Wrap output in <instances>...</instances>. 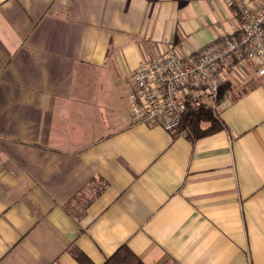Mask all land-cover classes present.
I'll return each instance as SVG.
<instances>
[{"label":"crops","instance_id":"1","mask_svg":"<svg viewBox=\"0 0 264 264\" xmlns=\"http://www.w3.org/2000/svg\"><path fill=\"white\" fill-rule=\"evenodd\" d=\"M226 0H0V264H264V74L228 68L222 128L134 124L131 77L238 34ZM203 124V128H208Z\"/></svg>","mask_w":264,"mask_h":264},{"label":"built area","instance_id":"2","mask_svg":"<svg viewBox=\"0 0 264 264\" xmlns=\"http://www.w3.org/2000/svg\"><path fill=\"white\" fill-rule=\"evenodd\" d=\"M226 1L239 12L238 34L188 57L168 50L133 72L128 103L134 124L175 132L191 110L203 106L217 110L228 68L249 60L264 74V0Z\"/></svg>","mask_w":264,"mask_h":264},{"label":"trees","instance_id":"3","mask_svg":"<svg viewBox=\"0 0 264 264\" xmlns=\"http://www.w3.org/2000/svg\"><path fill=\"white\" fill-rule=\"evenodd\" d=\"M231 84L225 82L219 91L218 101L223 100L226 92L230 89ZM203 124H208V128H203ZM181 127L188 128L195 138L204 137L219 131L222 126L218 120L216 112L208 106L191 110L183 119ZM77 259L81 264H92L82 254L77 255ZM104 264H144L134 252L127 246H121L112 256H110Z\"/></svg>","mask_w":264,"mask_h":264}]
</instances>
